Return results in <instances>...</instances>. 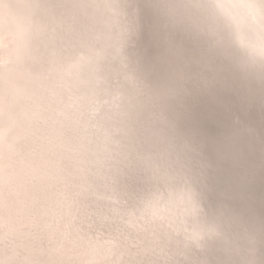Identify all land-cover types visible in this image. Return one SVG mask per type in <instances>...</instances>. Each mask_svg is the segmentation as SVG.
<instances>
[{
	"label": "bare ground",
	"instance_id": "bare-ground-1",
	"mask_svg": "<svg viewBox=\"0 0 264 264\" xmlns=\"http://www.w3.org/2000/svg\"><path fill=\"white\" fill-rule=\"evenodd\" d=\"M124 2L135 24L125 50L119 7H107L119 0H0V264L187 260L179 240L206 226L183 172L171 164L177 156L226 235L190 264H264V216L253 208L264 199L256 186L264 181V131L237 117L238 141L243 130L256 134L249 147L263 135V163L246 162L224 136L223 148L213 149L215 166L198 136L207 131L196 130L190 109L204 113L203 91L217 89L240 94V113L250 100L264 109V81L241 76L189 41L169 52L149 0ZM74 3L92 7H65ZM69 32L86 39L72 48ZM137 76L156 90L177 87L159 108ZM212 103L224 107L221 98ZM145 144L154 180L138 164L116 185L107 178L106 147L128 152Z\"/></svg>",
	"mask_w": 264,
	"mask_h": 264
},
{
	"label": "clouds",
	"instance_id": "clouds-1",
	"mask_svg": "<svg viewBox=\"0 0 264 264\" xmlns=\"http://www.w3.org/2000/svg\"><path fill=\"white\" fill-rule=\"evenodd\" d=\"M149 3L169 52L174 53L184 41H189L241 76L264 81V0H149ZM65 7L92 6L74 3ZM107 7H119L125 50L135 34L134 19L124 0ZM176 38H179V42ZM85 39L83 32H69L67 35V42L72 48ZM137 78L145 94L159 108L171 90L177 87L175 82H171L156 90L139 76ZM151 153V148L146 144L128 152L106 147L104 163L107 178L116 185L118 177L131 165L138 164L143 166L154 180L148 163ZM171 164L183 172L197 218L206 226L199 236L193 237L185 233L179 240L188 259L178 260L176 264H190V257L204 253L209 245L223 244L226 239L225 229L218 215H209L206 212L198 192L182 169L179 156L172 160Z\"/></svg>",
	"mask_w": 264,
	"mask_h": 264
},
{
	"label": "water",
	"instance_id": "water-1",
	"mask_svg": "<svg viewBox=\"0 0 264 264\" xmlns=\"http://www.w3.org/2000/svg\"><path fill=\"white\" fill-rule=\"evenodd\" d=\"M143 39L145 40V43L148 41L150 42L149 44V48L152 49V52L156 53V56H158L160 54V51L158 50V47L155 45V41H153L151 38L149 39V37H143ZM154 55H152V57H150L151 62L156 60L153 58ZM156 58V57H155ZM166 68V67H165ZM218 90V89H217ZM217 90H210V92H212L211 94L206 93L208 90L203 91V96H206V100H202L200 101L201 103H203V101H206V111H204V113H201L202 108L200 109H196L194 107L190 108L189 105L188 107L194 111V118L197 119L200 124H198V126H196V130L198 132H201V129H204L205 131H207L205 133V137L204 136H200V134L198 132L199 138L200 140H203L204 144L206 145V150L207 152H209L210 157L212 158L211 161L213 162V165H217V161L216 159L219 160V158L217 157L216 152L213 151L214 150H218L219 148L222 147L223 144H225L224 141V136H226V138L229 139H233L234 143H238L237 147L239 149H242V155L245 159L246 162L251 163L252 165L256 166V164H260L261 158H262V154L260 153V150L262 149L263 146V135H262V141L260 140H253V145L252 147L247 146V139H255L256 134L254 135V137L252 138V136H247V134H245V130H243L244 132V136L245 138H242V140L238 141L237 138L234 137V120H236V118L238 117V119H240L242 122H251L250 126L255 125L256 129H258V131L261 133L264 131V116L263 114H260L258 112V108L260 107L261 110L264 112V109L262 106H260L258 104V102L256 101H252L250 100L252 103L245 104L242 103V105L245 108L244 113H240L238 111V99H235V95H237L239 98H241L240 94H238L236 91L235 92H229L227 94L222 93L220 94V91ZM212 96H214V98H211ZM200 97V96H199ZM219 97V98H218ZM220 98L223 101L224 107H217V106H213L212 101L213 100H220ZM258 106V107H257ZM256 107V109H255ZM180 110L185 112V115H188V113L186 112L185 109H181ZM236 110V111H235ZM235 112H238V115L235 116ZM203 112V111H202ZM199 114L203 115L204 118L200 117ZM226 116V119L228 118V125L222 126L223 125V120H222V115ZM192 128V126H191ZM224 141V142H223ZM214 142H217V144H213ZM260 142V143H259ZM262 142V143H261ZM213 145V146H212ZM223 148V147H222ZM227 162L229 160H226ZM263 163V162H262ZM264 166V165H263ZM262 168V167H261ZM262 171V170H260ZM218 174V173H217ZM258 177H263L264 178V173L260 172V175ZM251 185V183L249 184ZM258 188H260L259 193H263L264 192V181H261V183L259 182L256 185ZM259 204H255L253 206L254 210L258 212V214L260 216H264V199L262 200V202H258ZM264 218V217H262Z\"/></svg>",
	"mask_w": 264,
	"mask_h": 264
}]
</instances>
